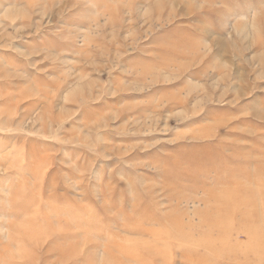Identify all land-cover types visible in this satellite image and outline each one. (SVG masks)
Wrapping results in <instances>:
<instances>
[{"label": "rangeland", "instance_id": "rangeland-1", "mask_svg": "<svg viewBox=\"0 0 264 264\" xmlns=\"http://www.w3.org/2000/svg\"><path fill=\"white\" fill-rule=\"evenodd\" d=\"M0 264H264V0H0Z\"/></svg>", "mask_w": 264, "mask_h": 264}]
</instances>
